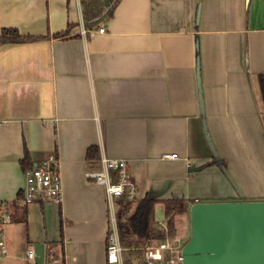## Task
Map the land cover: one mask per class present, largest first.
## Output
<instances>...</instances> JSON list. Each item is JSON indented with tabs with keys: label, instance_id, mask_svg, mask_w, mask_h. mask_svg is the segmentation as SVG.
Here are the masks:
<instances>
[{
	"label": "crops",
	"instance_id": "crops-1",
	"mask_svg": "<svg viewBox=\"0 0 264 264\" xmlns=\"http://www.w3.org/2000/svg\"><path fill=\"white\" fill-rule=\"evenodd\" d=\"M4 28L34 38L0 41V200L14 203L0 264H38L37 243L42 264H108L118 198L85 174L102 156L126 160L157 217L163 199L187 201L177 234L193 202L238 198L215 159L244 199L264 200V0H119L91 28L80 0H0ZM51 153L62 200L23 204L25 156L33 166ZM126 249L123 264H145L142 253L125 263Z\"/></svg>",
	"mask_w": 264,
	"mask_h": 264
},
{
	"label": "water",
	"instance_id": "water-1",
	"mask_svg": "<svg viewBox=\"0 0 264 264\" xmlns=\"http://www.w3.org/2000/svg\"><path fill=\"white\" fill-rule=\"evenodd\" d=\"M200 111L203 103L200 89ZM203 131L213 156L216 150L203 120ZM221 170L243 197L240 186L221 164ZM190 236L183 244V264H264V200L195 201L189 208ZM34 261L42 264L44 244L34 245Z\"/></svg>",
	"mask_w": 264,
	"mask_h": 264
},
{
	"label": "built area",
	"instance_id": "built-area-1",
	"mask_svg": "<svg viewBox=\"0 0 264 264\" xmlns=\"http://www.w3.org/2000/svg\"><path fill=\"white\" fill-rule=\"evenodd\" d=\"M103 31V27H98ZM85 31V30H83ZM174 156L175 154H165ZM102 168L86 171V176L94 182L104 186L109 202L126 196L136 198L137 185L127 171L126 160L120 158L101 157ZM114 172V175L112 174ZM25 184L22 188L20 201L23 204L53 199L56 202L62 200V178L59 168V158L56 153H51L35 165L24 170ZM14 203L12 200H0V232L2 224L12 218ZM111 209V220L107 234L105 258L108 264H123L122 251L124 247L119 240L115 212ZM164 229L167 227L163 221H159ZM181 237L175 233L173 236L166 235L162 239L147 241L141 246L142 258L145 264H177L182 263ZM3 239L0 238V255L5 253ZM27 256L34 258L32 249L28 250ZM49 264H62V259L52 256Z\"/></svg>",
	"mask_w": 264,
	"mask_h": 264
},
{
	"label": "trees",
	"instance_id": "trees-1",
	"mask_svg": "<svg viewBox=\"0 0 264 264\" xmlns=\"http://www.w3.org/2000/svg\"><path fill=\"white\" fill-rule=\"evenodd\" d=\"M119 0H80L82 8V21L85 28L98 25L102 20L109 18ZM67 31L57 33V36H64ZM34 38L30 35H20L14 28H4L0 35V41L28 40ZM219 163L220 161L214 160ZM24 168L32 166L27 160H23ZM157 199L152 194H146L140 199H130L126 196L117 199L119 208L115 211V220L119 234V240L123 247H126L129 261L133 255H141L140 247L147 241L162 239L166 235L173 236L176 233L174 216L187 208V201L182 198L172 197L163 199L164 223L167 231L155 219L154 208Z\"/></svg>",
	"mask_w": 264,
	"mask_h": 264
},
{
	"label": "rangeland",
	"instance_id": "rangeland-1",
	"mask_svg": "<svg viewBox=\"0 0 264 264\" xmlns=\"http://www.w3.org/2000/svg\"><path fill=\"white\" fill-rule=\"evenodd\" d=\"M238 198H232V200H237V199H244L245 197H240V196H237ZM154 214H155V219L159 222V221H163L164 220V215L161 216V217H157L156 216V211L154 210ZM182 221V218L181 217H178L176 222L178 224H180ZM185 224H186V227H185V230L184 232L182 230L179 231V235L181 237V241L180 243L183 245L189 238L190 236V216L188 215L187 217H185ZM177 264H183L181 262H178Z\"/></svg>",
	"mask_w": 264,
	"mask_h": 264
}]
</instances>
